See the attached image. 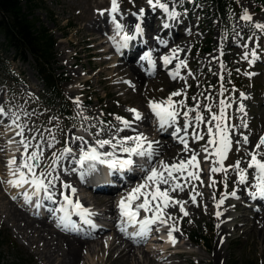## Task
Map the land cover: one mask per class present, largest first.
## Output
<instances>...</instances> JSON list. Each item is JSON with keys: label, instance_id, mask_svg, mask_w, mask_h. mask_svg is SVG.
<instances>
[{"label": "rangeland", "instance_id": "374dc122", "mask_svg": "<svg viewBox=\"0 0 264 264\" xmlns=\"http://www.w3.org/2000/svg\"><path fill=\"white\" fill-rule=\"evenodd\" d=\"M37 2V7L34 10H31L33 18H38L39 22L44 24L48 30H50L56 40L55 50H56V60L53 64V68L56 72L61 73L63 77L62 83V94L63 97L70 103L69 112L70 115L61 114L54 105L56 104V100L52 98L42 85L41 80L38 77L37 72L34 70L32 59L30 56H26L25 60H13L15 52L13 49L5 50V43L3 35L0 33V98L5 101L6 110L4 107L5 113H9L11 116V120H13L16 116L19 117L17 121L18 124L24 127V138L31 140L32 137L37 135V139L34 144L37 143L40 136L43 135L45 138L49 137V130L54 132L57 141L54 147L48 148L47 145H44V157L41 160V167L46 166L50 163V158L52 156L53 151H60L63 146L60 144L61 135L70 129H76L77 134L85 135L84 138L90 141L91 144H94L93 140V132L85 131L86 126L88 124L86 114L84 109L82 108V101L89 98L90 104H93V114L99 118L100 121L104 123H100L101 129L111 128L110 121L113 118H116L117 115L115 110H119L121 112L128 111L130 108H135L133 106H129L126 102L111 100L107 96L106 90L103 89V85L101 84L106 77V73H102L98 79L100 82H96L95 77L89 80L86 83L79 84V81L84 80L88 77H92L94 73L98 69V62L102 58L100 55H95V49L93 48L92 42L89 41H80L81 35H73L74 30H76L79 26H84V22L80 20L81 14L86 15L91 13L92 10H95L96 13L101 15V11L104 14H107V10L111 0H35ZM105 1V4H101ZM147 1V0H145ZM189 3H192L191 13L197 17V19L201 20V25L203 27L202 32L198 31V35L200 38H203L202 42L195 45L192 49V58L191 61L198 65L196 73L198 77L201 79V83L197 81L194 74L192 73L191 68L187 66L186 71H191L192 75H190L189 81L191 82V87L188 89L190 92V97L192 98L194 93H192L193 88H197L199 84V88L202 92L206 93L210 88L214 89L212 98L207 102L203 101V104H211L213 105V112H218V102L220 99H226L228 102L231 101V97L236 95L240 98L241 93H243L247 99H249L248 106L252 109L258 110L259 103L253 98L252 95L256 92V89L261 87V82L264 78V32L259 36L256 32H254L253 25L255 23L264 24V0H235V11L231 14L230 25L228 27H224L220 24L218 20V16L216 15L215 7L212 3L208 1H200V0H186ZM119 5V16L116 20L122 24L121 20L123 16L128 14H134L137 10H139L142 6L138 0H117ZM162 3H170L174 2V0H161ZM188 6H184L180 8V14L183 15V19H187ZM244 10H247L248 14L251 15V21H244L241 19ZM240 25L241 30H238V34H240V38L231 42L233 45L238 44L241 41H245L246 43L252 44L250 46V50L255 49L259 59L255 61L253 64H249L248 61L242 59V56H235L232 52L228 51L229 48L225 47L224 53L226 55H230V59L223 58L222 55L218 56L214 52L215 42L217 40H223L225 36H231L232 26ZM109 26L113 28V30H109L106 35V43L101 47V49H109L113 48L114 44L109 39L110 36L115 35L114 25L109 19ZM196 30V29H195ZM197 31V30H196ZM251 37L252 39H249ZM118 36L116 37V39ZM79 42L76 47H72L67 41ZM78 51V56L76 58H69L70 54ZM88 55V56H86ZM117 50H112L109 56H118ZM207 56H210L211 64H207L206 66H200L201 61L204 60ZM213 57H219L220 61L225 65V69L221 70L220 62ZM77 59L75 64H72L73 61ZM251 59V57H250ZM84 65L86 68L90 69V73L88 74L86 71L84 72L80 65ZM247 66V67H246ZM21 69L23 73H21ZM239 69V71H237ZM76 70L78 72V76L74 77L71 73ZM209 70V73L207 71ZM218 73L224 76L223 86L228 89L224 93V96H219V92L221 91V81ZM246 73H253V75H247ZM258 76H262L263 78H259ZM26 80L29 83H26ZM116 82V80H108L106 83L108 85ZM94 85L93 89L96 91L95 94H87L89 85ZM187 87V84H185ZM186 91V90H185ZM168 95L162 96L160 99H166ZM215 96V98L213 97ZM79 98L80 107H77L75 100ZM97 97H101L103 99L102 102L97 101ZM252 97V98H251ZM244 100V98H243ZM205 102V103H204ZM104 105V109L102 108ZM147 108L148 102L146 103ZM245 107V106H244ZM136 109V108H135ZM150 110V109H149ZM78 113L80 115H78ZM254 113H249L245 110L246 118L253 117ZM229 116V115H228ZM121 117V116H120ZM154 117V115H153ZM153 117H151L150 123L154 122ZM101 118V119H100ZM83 125V127H76L78 124ZM228 122L232 124V121ZM82 123V124H81ZM156 123V120H155ZM246 123V122H244ZM243 123V124H244ZM247 124V123H246ZM136 130L138 133H143L146 137L147 134L144 131L145 126L142 124H135ZM14 128V129H13ZM20 131L18 127L14 125V127L7 126L4 121L0 120V157L5 160L3 167L0 169V210L2 207V203L6 202L8 199L16 198V203L19 207L22 208L25 212L29 211L31 214L33 209L35 208V204L32 203L27 204L24 200L19 197V193L23 191H29L30 187L25 185L23 188H15L7 183L9 179H12L10 175L9 167L7 166V161L13 157L18 156L23 153V145L19 143L21 137L16 135V133ZM83 131L84 133H81ZM252 129L251 127H246V130L242 132L243 135L249 136L251 135ZM192 133V131H191ZM154 137V135H152ZM162 142L165 143V137H162ZM205 144V143H204ZM61 147V148H60ZM110 147H105L102 151H107ZM74 151V149H73ZM78 154V151L75 150ZM196 152V151H193ZM123 156V153H121ZM140 163L143 161L141 158H137ZM199 160V158L197 157ZM239 159L237 155L236 148L232 147L231 152L228 155V158L225 160V167L228 165H232L235 161ZM20 159H17V163H19ZM156 162L160 161V156L158 155L155 158ZM69 165H71L69 163ZM157 166V163L154 165ZM76 167V166H73ZM65 166V162L61 163L60 170L57 169V173L61 176V173H69L72 172L71 169ZM158 167V166H157ZM212 167V164H204L200 165V178L203 180V183L196 182L195 180H190L186 183L183 191H179V196H170L172 200L176 201H184V209L188 213V215H184L183 212L180 211V205H177L178 211L174 212L172 215H168V207H164L163 202L160 200L153 201L152 204H160V210L163 214V219L167 220V224H160V226L155 225L156 233L152 235H148L147 238L141 243H138V249L136 251L138 257L141 259L140 252L143 249L152 252L153 249L157 248L160 252H155L153 257H155L156 264H169L171 261L179 260L177 257L169 256L166 252H164V248L169 246H174L179 251H183L184 264H246L250 262L251 264H264V237L256 233L255 235L238 236V233L231 234L224 237H221L217 233V229L220 226L219 220L214 217L213 209L215 201L213 197H215L216 201H218L222 195L231 193L229 190H225V177L223 173H210L209 169ZM64 169H68L65 171ZM195 171V169H193ZM230 170V169H229ZM57 173H54L55 175ZM74 173V172H72ZM228 171V176H229ZM142 177L145 174L140 171L139 173ZM174 175H179L174 173ZM211 178L215 179L216 184L215 187H210L209 184L211 182ZM143 179L140 181H135L133 186H130L129 189L124 193L125 196L127 192L131 191L132 187H135L136 184L142 183ZM182 185H185V180L183 178L179 181ZM63 183H67L63 181ZM62 183V184H63ZM69 184V183H67ZM76 189L75 196L86 197V205L84 207L89 208L93 213L98 211L103 214V217L98 220L100 224L106 225V228L101 232L106 234L105 240L110 239V234L113 233H122L118 227L119 224V212L116 208L117 202L120 200L117 199L113 203V214L107 213L104 211L103 207H97L94 203L93 199L89 198L92 193L86 185L74 186ZM228 186V184H227ZM193 187H195V191L200 188L204 194L205 199L200 198L199 200L196 197V203H193L191 200V195H195L193 192ZM165 187H161L163 190ZM67 190L68 194H71L70 189H62L60 190V194H55V201L59 203L61 201V192ZM101 192L105 194L103 190L95 191ZM197 192V191H196ZM34 199V198H33ZM227 199L234 201V197L231 195H227ZM143 197H141L140 201L142 202ZM52 202V204H56V202ZM249 207L253 209H260L258 203L254 201H248ZM200 205L202 209L205 208L207 204L209 206V211L207 215L202 217H198L196 213L193 212V209L190 207H196ZM256 205V206H255ZM258 205V206H257ZM134 206V205H133ZM52 211V210H51ZM2 211H0V227L3 229H7L10 237L15 240V243L18 245L19 251H10L6 246L1 247L0 256L3 261H17L18 255L21 252L24 254V258L28 259L31 263L35 264H45V261L42 260L41 256L37 254V249L34 245H31L29 241L23 238L20 231L10 224L8 226L4 222V219L1 216ZM233 214H235L233 212ZM152 216L151 212L145 213L141 210L140 215L137 217L138 220L143 219L145 216ZM54 217V212H53ZM171 217V219H169ZM45 220L48 223H51L54 228L59 229L63 233H67L68 231L63 230L61 227H58L57 221L51 219V217H45ZM94 220V219H92ZM175 225V228L178 231H173L172 235L175 238V242L173 243L168 236L169 229ZM139 225H130L127 228L129 233L135 232L138 230ZM202 233L205 232L209 235L210 239L208 241V245L203 247L201 245H193L187 243L186 236L193 233ZM152 233V232H150ZM124 235V233H123ZM126 236V235H125ZM153 237H160L161 240H155ZM94 238V237H92ZM143 248V249H142ZM219 250L221 256L219 259H214V252ZM176 251V250H175ZM102 257L101 250L98 246L94 247L93 251H85L83 254V259L80 261V264H107L102 260L96 261V257ZM212 261L211 263H207L208 261Z\"/></svg>", "mask_w": 264, "mask_h": 264}, {"label": "bare ground", "instance_id": "6f19581e", "mask_svg": "<svg viewBox=\"0 0 264 264\" xmlns=\"http://www.w3.org/2000/svg\"><path fill=\"white\" fill-rule=\"evenodd\" d=\"M138 2L141 3V8L145 9V14L142 20L137 18L139 10L141 8L135 12V14L137 15L128 14L126 16H123L120 20L124 25L125 31H127L130 35L133 34L134 25L136 23H141L142 27L144 28V33L142 36H137L135 40L130 41L127 48L117 51V53L119 54L118 56H109L112 50L116 49L115 46L109 49H101V47L106 43L105 37L108 34L109 30H113V28H110L107 21L108 13L100 15L96 13L95 10H92L89 14H81L80 20L84 22V26H79L76 30H74L73 35L75 36L80 34V41L92 42L93 48L95 49L94 54L100 55L102 56V58L98 62V69H96L97 71L94 73V75L92 77H88L84 80L79 81V84L86 83L93 77H95L96 82H100V79L98 78L102 73H106V77L101 84L103 85V89L106 90L107 96L111 100L115 99L118 101H123L126 102L129 106L135 107L143 115L144 119L140 121L134 120L133 114L129 111L121 112L119 110H115L116 114L124 117L125 119L133 121L132 128H134L135 130L137 127L135 125L136 123L145 126L144 131L147 134V138L149 140L159 142V144L155 145V147H157L159 151L160 160H164L169 164L173 163L174 161L178 163L182 159L187 160L190 157L191 153L193 151H196L197 153H199L198 158L200 165L210 164L211 159L206 161L204 159L205 153L201 151L202 146L205 145L208 140L206 134L203 140L195 141L191 137L192 129L189 128L188 141L190 151L185 152L183 150V145L180 144L177 139L173 138L170 135L172 131L171 128L164 132L158 130L157 122L155 123L156 118L155 116L153 117V114L146 106V103L149 100L160 101V98L162 96L166 94L169 96L170 93L178 90H186V103L188 107H193L196 104V101L192 100V98L190 97V92H188V89L191 87V82L189 81L190 75H188L186 68L181 69V76H184L186 78V83L185 80H181L179 78L173 80L169 76V72L174 69L175 64L178 61L173 60L171 64L165 67L160 58L166 54H170L172 49H181L182 51L178 53L179 59L187 60L188 67L191 68L192 73L200 84L201 79L196 73L198 65L191 61L193 55L191 52L193 47L201 43L203 40V38H200L198 35V31L202 32L203 29L201 25L202 21L197 19V17L191 13V8L193 5L186 0H174V2L168 3L169 10L175 11L179 14L175 18L169 17L167 13H165L160 8H157L155 11H153L148 5V2L145 0H138ZM105 3L106 2L103 1L101 4ZM184 6H188V9L186 10V20H184L182 18L183 15L180 14V8ZM115 15L116 18H118L119 13L117 12ZM163 24H167L168 27L164 28L162 26ZM238 30H241V26L236 24L233 25L231 29V36H225L223 40H217L215 42L214 52L216 53V55L221 56L222 52L223 58L230 59V55H226L224 53V49L225 47H227L229 48L228 51L232 52V54H235L236 57L243 56L245 52V49L242 47L243 44H247L248 50L250 51V46H252V44L250 43H246L245 41H241L236 45H233L231 43L234 40L240 38ZM254 32H256L259 36L263 34L261 30L256 28H254ZM157 37L159 38V40L167 41V44H160ZM119 38L120 37H118L117 40H119ZM67 43L72 47H76L79 42H73L69 40L67 41ZM147 51L152 52V58L155 61V68H153L152 65L148 63V61L140 59V57ZM77 56L78 51L70 54L69 58H76ZM76 62L77 59L73 61L72 64H75ZM207 64H211L210 56H207L204 60H202L200 66H206ZM80 67L84 72L86 71L88 74L90 73L89 68H86L82 64L80 65ZM20 72L23 73V70L21 69ZM150 72L153 74L150 75ZM207 73H209V70L207 71ZM71 74L74 77L78 76V72L76 70L72 71ZM258 77L263 78L262 76ZM108 80H116V82L108 85L106 83ZM261 80V87L256 89V92L254 93V95H252L253 98H255L259 103L258 110L252 109L248 106L249 99L243 100V98H240L236 95H233L231 97V101L229 103L232 104V107L227 110L229 121H232V124H230L229 122L228 123L230 125L236 126L235 130L232 133L233 148L237 147L235 141L242 139L240 134L246 130V127H243L242 124L246 122L247 127H251L252 129V133L249 136V143L247 145H242L241 150L237 152V155L241 160L242 168H247V160L250 159L249 157L245 156V152L252 151L256 143L258 142L259 137L264 136V78ZM26 83L29 82L26 80ZM185 84H187V87L185 86ZM199 84L197 88H193L192 93H194L195 97H197V100L200 102L201 111L204 112L205 119H207L210 113H208L203 108V101L205 100L206 96L213 95L214 89L210 88L206 93H204L199 88ZM93 86L91 84L88 86V90L86 91L88 95H96V91L93 89ZM213 97L215 98V96ZM181 99H184V97H173V100L175 101H179ZM97 101L102 102L103 99L101 97H97ZM205 102H207V100H205ZM82 103V108L84 109L86 117L90 118L87 119L88 124L86 128L89 131L93 132V136L96 139H110L111 136L116 135L115 128L112 126L122 127V125H120V122L117 121L116 118H113L112 120H106L110 121L111 128L100 131L101 127L98 121L99 118L96 117L95 114H93V104H90L88 97H86V99H84ZM240 104H243L245 106L244 112L238 111ZM0 107H4L6 110L5 101H3L1 98ZM102 108H105L104 105H102ZM245 110L249 113L253 112V117L246 118ZM192 115H195V113H192ZM151 117H153L154 119V122L152 123H150ZM0 120L4 121L7 126L14 127L9 113H6V115H0ZM183 124L184 120L181 116L179 118V126L183 127ZM93 125H95L96 127H92ZM75 130V128L73 130L70 129L62 134L60 138V144L64 147L65 141H68V146L72 147L74 151H78V145L80 142L77 141L73 143L71 137H84L85 135L77 134ZM198 131L201 133H206L205 124H201ZM81 133L84 132L81 131ZM136 133L138 132H133L131 129H125L123 132L119 133V136H130L135 135ZM152 135H154V137H152ZM35 137L37 138V135H35ZM162 137H165V143L162 142ZM34 142L35 140H32L33 145ZM88 143L91 144L90 141H88ZM105 147L109 146L106 145ZM106 150L110 151L111 149L108 148ZM31 151L32 148L30 147L29 153ZM261 151L264 152V147L261 148ZM117 154L122 156L119 152ZM123 156H126V154H123ZM20 157L21 154L16 156L17 159H20ZM261 158L264 159V157ZM134 160H136L137 163H140L137 157H134ZM63 161L65 162V166L68 168H71V166H76L70 162V158ZM63 161H61V163ZM4 163L5 160L1 159L0 157V169L3 167ZM69 163L71 165H69ZM156 163L157 166H159V161ZM97 168L98 170L95 173H93L83 181L75 172H69L67 174L61 173V176H59V180H57L55 183V188L52 190L55 192V194H58L60 190L64 189L62 187L63 181H66L70 185L74 186H80V184L86 185L92 192L89 198L93 199L96 206L101 208L103 207L105 212L113 214V203L117 199L122 197V195H124L129 187L134 185L135 181L144 179V176L138 177L140 176V170L138 168H134V170L131 172H114L111 175L109 174L107 166L98 165ZM58 169L60 170V168ZM229 172V176L225 181L228 186L225 190H229L230 192L235 190L238 198L234 197V201L226 198L224 200V203L221 204L219 208H217V201L215 197H213V200L215 201L213 216L216 217L220 222V226L217 229L218 235L225 238L228 235L238 233L239 237H247L249 235H255L256 233H259L264 237V199L257 198L253 200L250 197V193L256 191V188L254 186L256 180L254 178L253 170H249L248 172L249 182L247 184V187L243 184L238 183L235 172H233L231 169L229 170ZM53 175L55 174L53 173ZM195 181L200 183L201 185V181L203 180L200 178L199 180ZM161 187L167 186L161 185ZM100 190L105 191V194H102L101 192H95ZM196 191L202 194L197 196L198 200L200 198L205 199V194L200 188H198ZM64 193L67 194V190L64 191ZM169 195L179 196L180 193L178 190H176L175 192H170ZM73 197L74 200L79 199L80 203L84 206L87 204L85 202L86 197H78L75 195H73ZM33 198L35 208L32 214L29 211L25 212L24 210H22V208L17 205L16 199H8L6 202H3L0 211H2L1 216L4 219L6 225L8 226V224H10L12 226H15L20 231L23 238L29 241L31 245H34L36 247L37 254L41 256L42 260L45 261V264H80V261L83 259L84 252L93 251L95 246H98L100 248L102 254L101 258L98 256L96 257V261L102 260L107 264H156V260L155 257H153V254L155 252L159 253L160 250L155 248L152 250V252L154 253H151L142 248L143 250L140 252V259L136 253L139 246L136 244L143 242L148 235L156 233L157 230L155 229V225L160 226L161 223L159 221H157V223L153 225H150V231L148 235L143 239L134 241L128 236H125V234L123 235V233L117 232L110 234V239L105 240L106 234L101 232L106 228V225L100 224L98 222V220L103 217V214L98 211L94 216L90 217L91 219H94L92 221L96 225L95 229H91L89 225L83 224L78 216L73 215L72 219L80 227L81 232L76 233L69 231L67 233H63L59 229L54 228L51 223H48L45 220V217L47 216L53 219L57 217V215H59L58 212L53 211V209H56V206L52 204L53 201L43 199V193H41V197ZM37 199H40L42 202V206L39 208L36 207ZM251 200L255 203L257 202L259 205L257 206L260 209L250 208V203L248 201ZM62 201L60 202V205ZM190 208L193 209V212L196 213L198 217L207 215L209 211V206L207 204L205 205L204 209H202L199 204L196 207L192 206ZM177 211V205H173L172 203H170L168 207V215H172ZM217 212H220L221 215L217 216ZM233 212L235 214H233ZM153 239L161 240L160 237H153ZM187 243L189 242L187 241ZM172 248L176 247H166L164 248V252H166L169 256L179 258V260H173L169 264H184V259H182L184 252L179 251L178 249H174V251H172ZM220 256L221 254L219 250L214 252L215 260L219 259ZM211 262L212 261L210 260L207 263Z\"/></svg>", "mask_w": 264, "mask_h": 264}, {"label": "snow or ice", "instance_id": "6c2138e0", "mask_svg": "<svg viewBox=\"0 0 264 264\" xmlns=\"http://www.w3.org/2000/svg\"><path fill=\"white\" fill-rule=\"evenodd\" d=\"M147 2L153 11L160 8L171 18H175L179 15L175 11H170L168 4L162 3L161 0H147ZM107 11L109 12L115 30V35L110 36L109 39L113 42L117 51L127 48L130 41L135 40L137 36L143 35L144 28L141 23H136L134 25L133 34L130 35L125 31L124 25L116 20L115 14L119 11L117 0H111V8ZM103 14L104 12L101 11V15ZM144 14L145 9L141 8L137 18L142 20ZM133 15L137 14L134 13ZM241 19L244 21H251L252 17L248 14L247 10H244ZM162 26L164 28L168 27L167 24H163ZM253 27L264 32V24L255 23ZM121 33L123 34L121 35ZM117 36L120 37L119 40L116 39ZM157 39L160 44H167V41L159 40L158 37ZM249 39L252 38L249 37ZM242 47L245 49L242 59L248 61L250 65L259 59L255 49L249 51L247 44H243ZM180 51L182 50L172 49L170 54H166L160 59L165 67L171 64L173 60L178 61L175 64L174 69L169 72V76L173 80H176L177 78L185 80L186 83V78L181 76V69L187 68L188 65L187 60L179 59L178 53ZM140 59L148 61V63L155 68V61L152 58L151 51L145 52ZM213 59L220 62V68L223 72L225 65L220 61V58L213 57ZM237 71H239V69H237ZM149 74L151 75L153 73L150 72ZM246 74L253 75V73ZM188 75H192L190 70ZM217 75H219L221 81V91L218 95L224 96V93L228 91V89L223 86L224 76L220 73ZM240 95L242 98L247 99L243 93ZM178 96H183L184 99L179 101L173 100V97ZM211 98L212 97L209 95L205 97V100H210ZM192 100L196 101V104L193 107H188L186 103L187 93L184 90L174 91L170 93L166 99L160 101L149 100L148 107L156 118L158 130L164 132L171 128L172 131L170 135L183 145V150L185 152L190 151L188 141L189 128L192 129L191 137L195 141L203 140L206 134L208 140L207 143L202 146L201 151L205 153L204 159L206 161L211 159L212 167L209 169V172L223 173L226 181L228 178V171L231 169L236 173L238 183L247 187L249 182L248 172L249 170H253L254 178L256 180L254 185L256 191L251 192L250 197L253 200L257 198L264 199V159L261 158L264 157V152L261 151V148L264 147V136L259 137L258 142L252 151L245 152V156L250 158L247 160V168L241 167L240 159H237L234 164L225 167V160L228 158L233 147L232 133L236 128L235 125H230L228 123L229 116L227 110L232 107V104L226 99H220L217 105L218 112L212 111L211 104H204L203 108L210 113L209 117L205 119L204 112L201 111V104L197 100V97L193 96ZM75 103L77 107H80L78 97L76 98ZM128 111L133 114L134 120L140 121L144 119L143 115L137 109L130 108ZM238 111L244 112L243 104H240ZM192 113H195V115H192ZM0 115H6L2 107H0ZM78 115L80 114L78 113ZM181 116L184 120L183 127L179 126V118ZM84 119L90 118L84 117ZM18 120L19 117L16 116L12 120V124L20 129L16 135L21 137L19 143L23 145V153L21 154L19 163H17V158L15 156L7 161V166L9 167L10 175L12 176V179H9L7 183L15 188H23L25 185L30 186V192L23 191L19 193V197H21L25 203H32L33 197L39 198L41 197V193H43V199L54 202L55 192L52 189L55 188V183L59 180L57 169L61 167V161L70 158V162L76 165L71 171L77 173L82 181L95 173L98 170V165L107 166L110 175L114 172H131L134 168H138L145 174L143 182L132 187L131 191L127 192L125 196H122L116 204V208L119 212L118 227L122 233L134 241L145 238L150 231V225L157 223V221L161 224H167V220L163 219L160 204L157 203L153 206V201H162L164 207H167L170 202L173 205L179 204L180 211L183 212L184 215H188L184 209L185 202L172 200L169 193L175 192L176 190L183 191L188 181L200 179V162L197 159L199 153L192 152L187 160L182 159L178 163L174 161L169 164L164 160H160L159 166H154L156 164L155 158L159 155V151L155 145H158L159 142L149 140L143 133L120 137L119 133L123 132L125 129H131L133 132H135V129L132 128L133 121L117 116L116 120L120 122L122 127L112 126L115 128L116 135L111 136L110 139H96L93 137L94 144H89L83 136H72L71 140L73 143L77 141L80 142L78 145V154L73 151L72 147L68 146V141H65V146L59 152L52 153L50 163L41 167V160L44 157V145L46 144L48 148H52L56 143H59V141H57L54 132L49 130V137L45 138L41 135L37 143L33 145L31 140L23 138L24 127L17 123ZM100 123L103 124L104 122L100 121ZM201 124H205L206 133L198 131ZM242 126L247 127V124L244 123ZM81 127H83V125H81ZM92 127L96 126L93 125ZM85 131H88V129H85ZM100 131H103V129H100ZM240 135L242 139L235 141L237 152L241 150L242 145H247L249 143L248 136H245L242 133ZM31 139L36 140L37 138L33 136ZM106 145L109 146L111 150L101 151ZM30 147L32 148V151L29 153ZM118 152L126 154V156H120L117 154ZM134 157L141 158L143 162L137 163V161L134 160ZM193 169H195V171ZM37 170L39 171L37 172ZM64 170L67 171L68 169ZM53 173L57 174L53 175ZM174 173L179 175H174ZM181 178L185 180V185H182L179 182ZM210 180L211 182L209 186L215 187V179L210 176ZM201 183H203V181H201ZM161 185H166L167 187L161 190ZM62 187L64 189H70L72 195H75L76 189L70 184L63 183ZM225 187H227V183H225ZM193 192H195V195H191V200L193 203H196V197L202 194L196 192L195 187H193ZM227 195L238 198L235 190L231 193L224 194L216 202L217 208L224 203ZM61 196L63 202L60 207L53 209V211L62 213L57 220L58 227H61L66 231L76 233L81 232L80 227L72 219V216L76 215L83 224L89 225L91 229H95L96 225L90 218L94 216L95 213L89 208L84 207L79 199L74 201L71 195L65 194L64 192H61ZM141 197H143L142 202L137 203V201L141 200ZM16 198L17 197H13V199ZM41 206V200L37 199L36 207L39 208ZM141 210L145 213L151 212L152 216L149 217L146 215L143 219L138 220L137 217L140 215ZM216 215L220 216L221 213L217 212ZM169 219H171V217H169ZM137 224L139 225L137 231L132 233L127 231L128 226ZM173 231H178V229L175 228V225H173L168 232L169 239L174 243L175 238L172 235Z\"/></svg>", "mask_w": 264, "mask_h": 264}, {"label": "trees", "instance_id": "16d2710c", "mask_svg": "<svg viewBox=\"0 0 264 264\" xmlns=\"http://www.w3.org/2000/svg\"><path fill=\"white\" fill-rule=\"evenodd\" d=\"M212 3L222 26L230 25L231 14L235 9V0H200ZM37 7L35 0H0V33L3 35L4 49H13V60L32 59L34 70L37 72L47 93L57 102L54 107L63 115H70L69 102L63 97L61 73L56 72L53 64L56 60V40L50 30L33 18L31 10ZM194 245L206 247L210 239L205 232H193L186 236ZM6 246L10 251H19L15 240L10 237L7 229L0 227V249ZM0 264H33L24 258L21 252L17 261H3ZM35 264V263H34ZM246 264H251L247 262Z\"/></svg>", "mask_w": 264, "mask_h": 264}]
</instances>
